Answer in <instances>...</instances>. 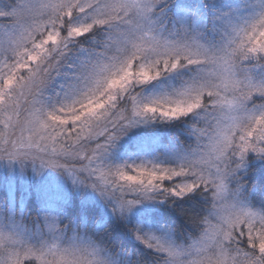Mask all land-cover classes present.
Here are the masks:
<instances>
[{"label":"snow or ice","instance_id":"snow-or-ice-1","mask_svg":"<svg viewBox=\"0 0 264 264\" xmlns=\"http://www.w3.org/2000/svg\"><path fill=\"white\" fill-rule=\"evenodd\" d=\"M211 7L0 0V160L22 174L28 162L61 170L125 220L142 201L170 203L190 231L130 229L156 264H264V0ZM165 76L175 82L142 95ZM154 120L182 121L190 142L163 158L108 160L130 128ZM191 194L204 197L199 210L179 206ZM63 212L42 201L30 216L23 197H6L0 264H151Z\"/></svg>","mask_w":264,"mask_h":264},{"label":"trees","instance_id":"trees-1","mask_svg":"<svg viewBox=\"0 0 264 264\" xmlns=\"http://www.w3.org/2000/svg\"><path fill=\"white\" fill-rule=\"evenodd\" d=\"M227 1L228 0H171V5L173 11H175V9L180 5L188 3L193 6L201 7L206 13L211 14V5L214 4L217 9L222 10V5L225 2L227 3ZM205 3H208L210 7L203 9V5ZM100 38V34L97 33L95 39L99 40ZM80 40L85 46H89L94 43L92 34H86V36L81 37ZM183 119L187 118H182V120ZM141 126L143 128L142 132L145 131L158 136L157 139L159 143L152 150V152H155L154 154L160 158H163L172 152V150L178 144L186 145L190 142V138L185 132L187 125L182 121L162 122L159 120H154L150 123L142 124ZM140 153L143 152L141 151ZM259 163L260 162H256V170L249 173L250 182L254 181L257 184L261 180V170L259 168ZM31 197H33V199H30ZM5 198L6 192H4V189L1 188L0 204L5 202ZM25 202V207L28 209L29 215L35 216L40 209V202L38 199L35 197V195H30ZM53 204L57 207L62 206L64 209L63 214L68 219H72L78 215H83L88 219L89 224L93 227H95L98 223L102 224L107 228L108 238L114 247L125 248L128 252L133 253L134 256L142 257L151 261V264H156L155 254L152 252V250L146 249L144 245L140 244L139 241L134 239L130 232V229L133 226L140 225L144 230H157L162 225H171L176 227L180 233L191 230V227L188 225L185 218L181 216L176 210V207L172 206L170 203H163L160 201H158V203H156V205H154L150 211L140 214L139 216L130 220H125L119 217H104L102 210L99 209L97 205L82 204L80 196L73 197L70 202L68 201L65 203L54 200ZM203 204V196L191 194V197L185 198L179 206L199 210ZM68 219L65 220L66 223L68 222ZM122 264H127L126 258H122Z\"/></svg>","mask_w":264,"mask_h":264},{"label":"rangeland","instance_id":"rangeland-1","mask_svg":"<svg viewBox=\"0 0 264 264\" xmlns=\"http://www.w3.org/2000/svg\"><path fill=\"white\" fill-rule=\"evenodd\" d=\"M248 0H228L221 9L227 11L229 7L243 5ZM160 81V82H159ZM175 82L174 76H165L156 81H152L142 86L144 96H155L165 91L172 83ZM142 124L132 127L121 137L115 148L111 149L108 154V160L113 163L140 162L141 160L156 159L152 150L158 145L157 135L148 132H142ZM143 153H140V152ZM39 167L38 165L36 166ZM6 192V197L14 196L19 200L21 197L25 201L30 195L35 197L41 203L47 202L54 206L53 201L70 202L73 197L80 196L82 204L97 205L102 210L104 217H119L113 213L110 204L98 192L90 187L76 186L72 179L63 171L56 169H44L37 174L31 162H28L23 174L19 168L10 167L7 161L0 160V189ZM30 199H33L31 197ZM52 201V202H51ZM5 203V202H4ZM158 201H142L135 205L131 212L128 213L127 220L135 218L140 214L150 211ZM121 218V217H119Z\"/></svg>","mask_w":264,"mask_h":264}]
</instances>
